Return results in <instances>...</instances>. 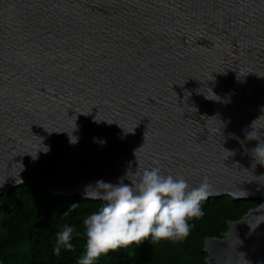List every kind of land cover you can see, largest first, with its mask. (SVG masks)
<instances>
[{"label": "water", "instance_id": "1", "mask_svg": "<svg viewBox=\"0 0 264 264\" xmlns=\"http://www.w3.org/2000/svg\"><path fill=\"white\" fill-rule=\"evenodd\" d=\"M257 147L264 0H0V196L206 179L207 199L260 204L205 239V264H264Z\"/></svg>", "mask_w": 264, "mask_h": 264}, {"label": "trees", "instance_id": "2", "mask_svg": "<svg viewBox=\"0 0 264 264\" xmlns=\"http://www.w3.org/2000/svg\"><path fill=\"white\" fill-rule=\"evenodd\" d=\"M72 203L78 207L72 208ZM103 200L81 196H55L45 189L23 184L0 196L1 264H77L84 251L82 220L96 211ZM256 200H236L231 196L201 201L203 216L189 221L193 225L183 240L152 241L151 237L119 247L100 256L94 264H205L203 252L207 238H219L228 222L240 219ZM81 232L74 238L71 251L61 249L54 255L56 234L63 225Z\"/></svg>", "mask_w": 264, "mask_h": 264}, {"label": "clouds", "instance_id": "3", "mask_svg": "<svg viewBox=\"0 0 264 264\" xmlns=\"http://www.w3.org/2000/svg\"><path fill=\"white\" fill-rule=\"evenodd\" d=\"M69 139L76 143L78 138L70 134ZM254 151L264 157V147ZM124 179L118 178L115 184L97 180L95 187L86 186L85 198L104 203L82 220L84 251L77 264H94L109 251L148 237L152 241L185 239L193 227L189 221L203 216L201 201L211 194L206 179L189 189L183 176L163 175L158 167L145 169L136 185ZM78 206L71 204L73 209ZM80 236L75 226L63 225L56 234L53 254L60 255L62 248L71 251V241Z\"/></svg>", "mask_w": 264, "mask_h": 264}]
</instances>
